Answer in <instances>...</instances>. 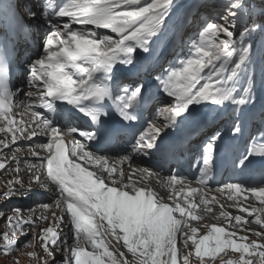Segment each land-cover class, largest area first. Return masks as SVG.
I'll list each match as a JSON object with an SVG mask.
<instances>
[{"label":"snow or ice","instance_id":"6c2138e0","mask_svg":"<svg viewBox=\"0 0 264 264\" xmlns=\"http://www.w3.org/2000/svg\"><path fill=\"white\" fill-rule=\"evenodd\" d=\"M172 3L173 0H67L55 13H49L56 18L67 17L68 21L52 27L43 44V55L29 65V86L35 90L28 91L26 100L21 103L26 111L31 112L30 121L13 120L12 109L16 106L13 102L18 91L6 88L4 76L0 74V120L6 121V126L0 127V132H11V143L19 138L17 132L24 139L38 135L48 138L47 143L29 148L30 155L37 161L31 165L29 183H35L53 195L56 210L52 211L51 219L43 214L34 218L49 220V226L42 228L39 234L34 232L32 241H26L24 246L31 247L33 241L40 240V247L48 258L54 260L56 252L63 253V260L59 264H105V257L108 258L107 264H133V260L135 264H177L178 254L183 264H190L192 251L180 250L178 253L179 234L185 249L191 241L199 264H211V260L206 262L203 259L204 255L213 256L226 248L240 253L226 264H264V243L260 242L264 240V231L251 232L258 239L249 241L247 235L238 236L237 232H229L225 227L209 224L206 233L197 239L199 229L189 223V220L203 219L194 214L198 207L195 202L197 197L199 203L204 204V210L209 213L213 211L207 206L203 189L207 187V179L211 175L216 141L221 133L217 132L203 146L199 176L195 180L200 188L189 190L194 200L189 202L185 198L186 207L178 201L172 207L158 202L160 198L151 189L137 187L132 182L131 173L121 170L118 164L110 165L107 157L90 153L80 140L63 135L62 129L55 127L49 117L33 107L36 105L51 110L53 102H66L77 106L80 112L96 122L100 115L106 114L98 106H102L105 100H111L122 120L128 122L135 119L130 110L137 104L142 86L131 89L125 87L113 96L108 82L94 81L93 74L100 68L110 67L114 62L131 63L136 48L148 51ZM41 7L47 11L48 0H42ZM2 11L18 28L23 27L15 11L7 8ZM256 13L257 6H246L244 0H230L220 17L222 22L206 23L199 32V39L191 41L194 52L179 60L178 67L168 69L163 76L157 77L161 91L173 98V103L163 110V123L156 126L155 120L150 121L148 127L135 137L134 152L147 154L157 145L161 133L175 127L179 118L193 104L207 102L223 106L229 102L241 109L255 101V73L249 68L252 44L248 41L253 32L264 30V24H258L253 19L251 26L243 27L238 36L236 32L240 19L244 16L253 17ZM259 15L264 17V3L259 6ZM72 24L85 26L86 30H74ZM97 29H110L118 38L114 39L112 35L99 38ZM237 43L239 48L236 47ZM234 56L238 58L234 60ZM241 78L245 79V83L237 91L232 82ZM242 132L243 123L238 119L231 128V134L235 137ZM70 133H78L86 140L95 139V133L92 132L70 129ZM9 147L7 137L0 140V148ZM256 155L264 156V136L255 144H250L240 156L237 166L245 165L250 157ZM69 157L83 159L95 167L88 170ZM2 158L3 154H0ZM10 159L18 162L15 154ZM124 161L131 164L127 156L122 158L121 162ZM6 167V163L0 162V169ZM139 171L147 172L145 169ZM159 182L166 183L169 188L180 185V191L175 192L177 197L192 183L175 174ZM8 183V189L0 194L4 199L11 198L16 191L11 186L13 182ZM216 191H227L230 199L245 193V199H249L250 194L251 198L259 200L260 206L251 205L250 211L241 206V211L255 217L254 221H245L240 215L231 217L223 211L220 215L228 217L230 226L234 220L235 226L241 230H245L243 226L246 223H255L264 229V181L260 186L228 183ZM237 204L241 202L237 201ZM52 207L40 205V208L47 210ZM12 211L15 215L7 216L11 233L3 232L5 253L16 245L18 233L27 235L25 224L34 225V219L22 218L21 209ZM176 213H179V219ZM65 215L69 217L68 220L64 219ZM69 222L70 231L63 232L62 225ZM117 229L122 235L115 234ZM108 233L115 234L117 242L122 239L123 246L132 254L133 260L124 259L123 252L119 253V259L113 255L116 249L107 239ZM86 246H90L91 250H86ZM28 255L40 259L36 251ZM43 264H48V260L45 259Z\"/></svg>","mask_w":264,"mask_h":264},{"label":"rangeland","instance_id":"374dc122","mask_svg":"<svg viewBox=\"0 0 264 264\" xmlns=\"http://www.w3.org/2000/svg\"><path fill=\"white\" fill-rule=\"evenodd\" d=\"M229 2L230 0H173V3L169 10V14L166 20L164 21V23L162 24L159 31L162 32L163 36L170 35L178 26L182 25V23H178L176 25V22H178L180 18H181V21H183L185 24L188 25L189 22H187L188 20L187 17H188L189 12L193 10L196 11L197 19L195 20V23L191 25L188 29V30H192L193 33H196V35L193 38L191 37V39L189 40V45H188V50L193 53L194 50L191 49V41L194 39H197V40L199 39V32L203 29L204 26H206V23L222 22L220 20V17L224 14L225 7ZM244 3L246 6L247 5L257 6V13L253 17L244 16L242 18V23L237 24V32H236L237 36L239 35V31L243 30V27L251 26L253 19L255 21H260L261 24H264V17H261L258 13L259 6L262 3H264V0H244ZM185 7L189 9L184 10ZM263 33H264V30H260V29L257 30L256 32H253L248 42L252 44L251 60L257 59V61H261V62L263 61L264 63V37H260L262 36L261 34ZM102 34H100L101 37H103L104 35H112L114 39L118 38L116 37L115 34L111 33L110 29H108L106 32H103ZM255 34H257V37H254ZM236 47L237 48L240 47L239 43H237ZM10 157L11 155H8L7 158L4 157L3 159V161L7 160L6 165L10 163L9 166H7L6 169H0V194H2L4 191L8 189V187L10 186L8 183L9 181L13 182L11 186L14 187L16 185V180H19L20 178H22V175L24 174L23 173L20 176L16 175V170H17L16 165L19 162H17L14 165V162H11ZM19 161L21 160L19 159ZM29 170H30V167L28 166L25 170V173H28ZM20 186L21 185H18V184L15 186V188L17 189L13 193L11 198L4 199L2 196H0V264H43V261L45 259L48 260V264H59V262L63 260V253L56 252L54 260H52L51 258H48L46 253H44L43 249L40 247V244H41L40 240L33 241V244L31 247L24 246L26 241H32V236L34 232L36 234H39L42 228H46L49 226V220H45L42 218L34 219L35 217H41V212H38V211L35 212V210H33L34 204L28 201V199H30L29 197L26 198V191H23V190L17 191L19 190L18 188ZM33 186H34V189L39 188L35 183H33ZM30 201L34 202L35 200L30 199ZM175 201L182 203L180 200H177V199ZM164 203L168 204V202H164ZM47 204L53 206L54 201H51L50 203H47ZM232 204H233L232 206H238V204H234V203ZM246 204L247 203H245V206L248 207L249 205H246ZM240 205L241 206L244 205V202L243 203L241 202ZM15 208H19L22 210L21 215L23 219L25 220H28V218L34 219V225L25 224L24 228L27 231V235H21L18 233L16 237V240H17L16 245L13 247V249L5 253L3 250V232L8 231L9 233H11L9 223L7 221V216L15 215L12 211V209H15ZM202 208H200L199 211H197L194 214L203 215V216L210 215L209 212L204 210V207ZM40 210L42 211V209ZM48 211L49 212L46 215L49 217V219H51L52 209ZM215 212L216 210L212 211V213H215ZM175 216L177 219L180 218L179 213H176ZM220 217H221V220L219 222H217L214 218L211 219V222H208V223H199L200 219L195 220V221H198V225H194V221L189 220V223L191 226H196L199 229L197 233V239L206 233V231L208 230L207 226L209 224H216L217 226L225 227L226 230L229 232H237L238 236L247 235L249 237V241L251 239H258L252 236L251 232L264 231V229H262L260 225H257L255 223H251L252 225L249 223H246L243 226L245 230H241L239 226H235L234 220L232 221V226H230L228 222V217H225V216H220ZM64 219L68 220L69 217L65 215ZM248 219H250L251 221H254L255 217L253 216L252 218H246L245 221H248ZM13 223H15V221H13ZM62 226H65L68 232L70 231V228H71L70 222L67 225H62ZM105 227H107L106 222H105ZM246 229H250L251 231L249 232ZM185 231L187 232L188 230L186 229ZM115 234L122 235L121 233H119L118 229L116 230ZM115 234H112V233L107 234V239L111 243L112 247L118 251V252L115 251L113 255L119 259V253L123 252L125 254L123 257L124 259L133 260L132 254L129 253L127 248L123 246L122 239L119 242L116 241V239L114 238ZM233 238L236 239V237H233ZM237 242H240V241L237 240ZM260 242L264 243V240H260ZM177 249H178V253L180 250L192 251L193 255L190 257V264H199V258L195 256L194 248L191 245V241L188 242V248L185 249V246L182 240L179 238V234H178V239H177ZM86 250L90 251L91 250L90 246H86ZM31 251H36L40 259L38 260L37 257H30L28 253ZM239 255L240 253L232 252L230 248H226L223 252L216 253L213 256H209L205 254L203 259L206 262L211 260V264H226V262L229 259H234L238 257ZM245 256L247 257V254H245ZM221 257L224 258L223 261H221ZM107 260L108 258L105 257V264H107ZM133 264H135L134 260H133ZM177 264H183L182 257H180L179 254H178Z\"/></svg>","mask_w":264,"mask_h":264},{"label":"bare ground","instance_id":"6f19581e","mask_svg":"<svg viewBox=\"0 0 264 264\" xmlns=\"http://www.w3.org/2000/svg\"><path fill=\"white\" fill-rule=\"evenodd\" d=\"M5 137H7V139H9V137L7 136L6 132H0V140L2 139H5ZM9 141V140H8ZM18 149V148H17ZM15 154L17 155H20V153H24V151H21V152H18L17 150H14ZM7 152H4L2 151V148H0V154H3V157H6ZM4 158L0 159V160H3ZM17 167V170L22 168L20 163H17L16 165ZM14 169V168H13ZM140 168L138 167H131L130 170H125L124 172L126 173H131V179H132V182L137 186V187H143L145 189H151L154 193H155V196L158 197V198H161L162 199H159L158 202H161V203H164V202H168V204L172 207L175 206V200L177 199L176 198V195L174 196H171V195H168V194H165V195H159L156 193V188H157V184H155L154 182V179L153 178H148V173L147 172H144V173H141L139 171ZM133 170H136V171H133ZM23 183H26L29 181V178L28 177H24V180L22 179L21 180ZM18 185H21V183H18ZM39 187V186H38ZM217 194V198L220 197L221 195L216 193ZM168 195V196H167ZM28 197L31 199V200H35L34 197H32L31 194L28 195ZM217 198H212V200H210L208 203H207V206L208 207H211L213 208V210H216L215 213H210V215H206V216H203V215H198V216H201L203 217L202 220L199 221V223H208V222H211V219H215L217 222H219L221 220V215H220V212L223 211L224 213H227L229 214L231 217H235L236 215H240L244 220H246V218H252L253 216H249L248 212L246 211H241V205H238V206H232L234 204L237 203V200L235 201H230V202H224V201H218ZM29 199V200H30ZM241 202V201H239ZM172 203V204H170ZM250 204V203H248ZM252 205H255L256 207H258L259 204V201L257 202H251ZM243 208H246L245 206V203L244 205H242ZM203 210V208H202ZM250 211V210H249ZM48 213V210L47 209H42L41 211V216L42 214L43 215H46ZM29 219V218H28ZM255 220V219H254ZM248 221H251L250 219H248ZM251 224V223H249ZM194 225H198V221H194ZM252 225V224H251ZM67 227V226H66ZM71 227V225H70ZM248 228V227H247ZM247 230V229H246ZM62 231L63 232H68L67 228H65V226H62ZM250 232V231H249ZM118 249V248H117ZM117 251V250H116ZM118 252V251H117Z\"/></svg>","mask_w":264,"mask_h":264}]
</instances>
